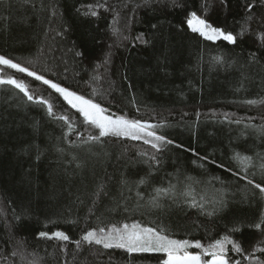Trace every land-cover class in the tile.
Listing matches in <instances>:
<instances>
[{
    "label": "trees",
    "instance_id": "16d2710c",
    "mask_svg": "<svg viewBox=\"0 0 264 264\" xmlns=\"http://www.w3.org/2000/svg\"><path fill=\"white\" fill-rule=\"evenodd\" d=\"M254 2L249 32L233 46L180 28L185 10L174 8L172 0H0V55L93 99L110 114L160 125L156 133L174 142L158 153L159 170L148 176L143 163L148 157L140 153H156L150 145L112 136L84 145L82 138L98 132L58 93L0 66V76L24 81L53 105L55 116L75 124L65 139L63 121L18 89L0 85V264H159L161 254H129L85 242L77 247L76 241L87 230L135 219L166 226L175 238L207 243L226 234L233 217L247 222L264 211L259 196L242 200L244 193L259 191L243 177L260 182L264 163V5ZM246 3L253 0H228L222 12L218 0H187V9L202 14L206 5L210 22L239 33L249 15ZM88 5L97 6L96 16L85 15ZM217 56L223 61H215ZM237 152L252 156L255 167L245 173L232 159ZM73 155L85 162L82 168L69 163ZM145 176L149 184L140 190L146 197L153 187L171 182L179 188L178 181L192 177L201 182L199 194L219 190L227 207L212 218L167 199L162 209H115L121 178L133 182ZM100 183L109 196L93 195ZM41 231H63L70 239L40 237ZM232 238L248 251L259 239L248 228ZM255 255L264 260V254Z\"/></svg>",
    "mask_w": 264,
    "mask_h": 264
},
{
    "label": "snow or ice",
    "instance_id": "6c2138e0",
    "mask_svg": "<svg viewBox=\"0 0 264 264\" xmlns=\"http://www.w3.org/2000/svg\"><path fill=\"white\" fill-rule=\"evenodd\" d=\"M147 2L148 0H145V3ZM24 3L29 4L31 0H24ZM218 3L222 12L228 8V0H218ZM260 3L264 5V0H260ZM172 6L174 8L183 7L185 10L184 18L179 24L180 28L186 26L187 30L198 35L204 41L212 43L223 41L233 46L237 45L238 40L249 32L250 21L253 19L250 14L256 7L254 0L253 3H246L244 5L249 15L245 18L244 24L241 25L239 33H236L227 26H217L210 22L206 18V5L203 8L202 14H198V11H201L200 9L189 11L187 9V0H172ZM96 7L95 5H88L85 10V15L96 16ZM77 11L79 12L80 9H77ZM152 27L155 28L156 25L153 24ZM137 39L141 38L137 37ZM142 42L147 43V41ZM260 42L264 44V35L260 36ZM76 55L83 56L85 53L77 52ZM252 59L255 60V53L252 54ZM214 60L222 62L223 57L217 56L214 57ZM0 66L24 73L28 77L42 82L58 93L71 109H74L82 116L85 125L97 130L98 134H90L87 139L82 138L84 145L100 143L102 138L109 136L143 140L145 144L150 145L151 148L156 150V153L150 156L148 153H140L141 156L148 157V159L143 161V163L149 166L150 171L148 176L152 175L153 170H159L161 159L158 153L163 152L167 145L174 143L172 140L167 139L166 136L156 133L155 129L160 127V125H152L140 120L128 119L123 115L110 114L108 109L102 107L100 103L95 102L93 99L86 98L84 95L78 94L62 86L60 83L46 78L44 75L14 61L10 57L0 55ZM0 85H9L18 89L29 102L45 107L48 116L63 121L68 129L64 133L65 139L74 131V121L68 116H55L53 105L48 100L42 97H36L31 93L28 85L24 81L11 76L7 78L0 76ZM247 103L254 104L257 102L247 101ZM236 123H239V121H236ZM261 132L264 133V129H261ZM69 143L74 144V142ZM58 151L63 152L64 149H58ZM200 159L206 161L208 158L201 157ZM232 159L241 166L245 173L248 172L250 167H255L252 163V156L241 155L237 152ZM69 163H75L76 168H82L85 165V162L81 161L75 155L72 156ZM199 166L203 167L204 165L201 164ZM220 167H224V165H220ZM259 171L262 175L260 182L248 178L247 175L243 177L252 189L259 191L258 193L255 191L244 193L242 200H250L259 196V199L264 201V163L259 164ZM236 175H239V173H236ZM148 176L141 177L139 180L133 182H129L126 178L122 177L119 181L120 188L113 199V207L117 210L122 209L126 213H134L137 210L150 211L152 209H162L164 207L163 201L167 199L171 200L173 204L182 202L188 207L198 210L201 215L209 218L218 216L227 207L224 195L219 190L211 196L199 194L197 192V186L201 182L192 177H185L183 181H178L179 184H182V187L179 188L177 184H172L171 182H169L167 187H153L152 194L146 197L140 189L141 186L149 184ZM213 179L219 180L220 178L213 177ZM93 195L100 198L101 196H109L110 193L105 184L100 183L97 185ZM198 195L199 199H197ZM95 203L96 201L94 200V206ZM229 224L231 227L227 228L226 234L221 235L219 238L210 239L207 243H202L200 239H176L170 234L166 226H149L139 220L133 219L131 223L117 222L111 223L108 227L87 230L82 235L81 240L76 241V244L79 247L81 242L87 244L94 243L101 245L104 249H122L129 254H161L159 264H242V261L235 259L234 256L230 255V252L241 256L249 264H264V260H261L255 255L257 252L264 254V246H262L264 245V211H261L258 216L247 220V222L240 217H233L229 220ZM245 228L255 229L259 237L256 245L251 248V251L242 247L240 242L232 238L233 234H242ZM39 236L49 239L55 238L60 241H68L70 239L63 231H56L51 234L46 231H41ZM190 249H196L198 251H190Z\"/></svg>",
    "mask_w": 264,
    "mask_h": 264
},
{
    "label": "rangeland",
    "instance_id": "374dc122",
    "mask_svg": "<svg viewBox=\"0 0 264 264\" xmlns=\"http://www.w3.org/2000/svg\"><path fill=\"white\" fill-rule=\"evenodd\" d=\"M148 225V224H147ZM150 226V225H149ZM66 234V233H65ZM67 235V234H66ZM175 238V237H174ZM176 239H179V238H176Z\"/></svg>",
    "mask_w": 264,
    "mask_h": 264
}]
</instances>
